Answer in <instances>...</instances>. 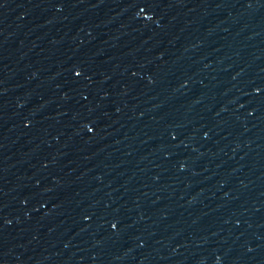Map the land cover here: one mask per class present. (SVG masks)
I'll return each instance as SVG.
<instances>
[{
  "label": "water",
  "instance_id": "obj_1",
  "mask_svg": "<svg viewBox=\"0 0 264 264\" xmlns=\"http://www.w3.org/2000/svg\"><path fill=\"white\" fill-rule=\"evenodd\" d=\"M61 264H264V23L136 161Z\"/></svg>",
  "mask_w": 264,
  "mask_h": 264
}]
</instances>
